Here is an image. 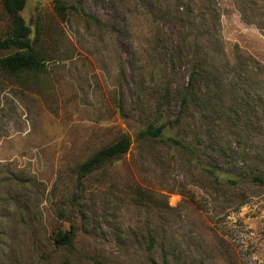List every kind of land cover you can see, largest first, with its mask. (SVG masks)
<instances>
[{
	"label": "rangeland",
	"instance_id": "rangeland-1",
	"mask_svg": "<svg viewBox=\"0 0 264 264\" xmlns=\"http://www.w3.org/2000/svg\"><path fill=\"white\" fill-rule=\"evenodd\" d=\"M60 1L107 25L61 19L55 0L20 12L44 69L0 70V264H264V184L247 177L264 175V0ZM220 48L226 78L207 74L182 106L192 62ZM245 56L257 75L227 70ZM222 106L243 113L218 153ZM176 117L164 135L192 150L137 138ZM122 134L129 150L78 183L79 164ZM71 222L72 245H56Z\"/></svg>",
	"mask_w": 264,
	"mask_h": 264
},
{
	"label": "trees",
	"instance_id": "trees-1",
	"mask_svg": "<svg viewBox=\"0 0 264 264\" xmlns=\"http://www.w3.org/2000/svg\"><path fill=\"white\" fill-rule=\"evenodd\" d=\"M249 2L252 3L251 0H249ZM25 3L26 0H0V9L3 11L8 21V33L0 40V48H14L12 52L0 57V70L12 75H19L25 72H41L44 69V58L35 48L30 37L31 30L20 14L25 6ZM54 11L61 19L66 18L68 12H72L83 15L90 22L97 26L107 25L106 22L100 17L96 16L95 14L85 12L82 7L73 4L67 5L60 0H55ZM258 25L260 28L264 29L261 24L256 23V26ZM222 53L223 51L221 48L217 53L214 52V54L210 56V63L206 61L207 54L204 56H202V54H198L199 56H197V58L191 64L187 81L181 92L180 103L182 106L187 105L190 97L193 95L192 93L194 92L195 88L201 84V81L203 82L207 79V74H210L213 71V73L210 75L216 76V74L221 71L222 80L226 78V72H224L225 65L221 64V61H218V58L220 57L218 55H221ZM245 57L248 59L237 58L234 61H230L227 58V70L230 72L243 74L246 77L257 75L253 72V64L255 63L253 62L254 60L251 59L252 57ZM255 62L258 64V66L263 67L262 71L264 74V63L260 61ZM216 85H220V83ZM217 88H219V86H217ZM261 88L264 89V82ZM218 90H220L219 95L222 98V89L219 88ZM119 103L121 104V102ZM120 104H118V107L121 111L122 106H120ZM221 110L222 114L219 117L213 119V127L216 129L218 142L220 143L219 147L217 148L218 153H224L227 150V147H225L223 143L219 141V139H221L223 136L228 137L226 135L229 133L232 127L237 124L243 113L233 106H222ZM178 119L179 118L176 117L172 121H162L159 124H157L156 121L149 122L145 128H142L137 132V138L144 141L148 139H154L167 144L170 143L171 145L186 147L189 150H192L193 148L185 144L181 139L175 138L171 135H164L165 128L176 126L179 121ZM226 123L227 125H225ZM223 130H225V132H223ZM230 145L231 143H229V147ZM130 146L131 139L129 135L122 134L111 143L99 148L90 157L79 164L77 170L78 183H81L80 181L83 178L97 171L98 168L104 167L107 163H110L112 160L120 157L123 153L129 150ZM209 171L215 181L219 180L220 173L217 170L211 169ZM247 177L254 182L264 184L263 170L260 167L254 166ZM238 179L240 180V178L237 177L234 178L229 175H224V182L237 183ZM76 231L77 225L74 222H71L67 229L58 228L53 236L54 243L61 246H71L76 236ZM148 242L149 246L152 247L155 243V237L150 235ZM151 261L154 263L153 258H151Z\"/></svg>",
	"mask_w": 264,
	"mask_h": 264
}]
</instances>
